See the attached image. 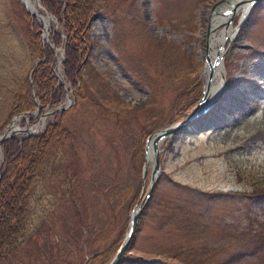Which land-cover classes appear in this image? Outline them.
<instances>
[{
	"label": "rangeland",
	"instance_id": "374dc122",
	"mask_svg": "<svg viewBox=\"0 0 264 264\" xmlns=\"http://www.w3.org/2000/svg\"><path fill=\"white\" fill-rule=\"evenodd\" d=\"M22 1L0 0V118L9 119L7 127H38L12 136L21 139L41 135L54 114L68 113L63 143L29 200L27 230L2 264H80L91 254H97L94 264H108L150 183L142 168L133 172L132 156L139 146L146 152L151 135L185 122L198 107L184 120L171 113L179 94L198 84L202 92L208 83L211 15L227 0H107L89 27L82 100L64 77V46L51 42V31L63 36V28L38 0L42 14L52 16L41 46L52 45V72L66 92L57 106L11 116L20 83L46 61L45 54L30 56ZM236 14L228 19L235 31L221 53L227 73L219 95L199 118L158 141L156 204L144 207L121 264H264V241L255 254L232 255L237 233L264 237V202L251 195L264 190V0ZM70 101L68 110L47 115ZM78 181L81 195L73 197ZM108 222L112 227L105 229Z\"/></svg>",
	"mask_w": 264,
	"mask_h": 264
},
{
	"label": "trees",
	"instance_id": "16d2710c",
	"mask_svg": "<svg viewBox=\"0 0 264 264\" xmlns=\"http://www.w3.org/2000/svg\"><path fill=\"white\" fill-rule=\"evenodd\" d=\"M40 3L63 28V36L59 31H51V42L55 48H58L59 45L64 46V56L66 57V60L62 64L64 67V77L70 85L77 89L75 93L76 97L82 100L81 90L85 80H83L82 70L85 67L86 60L90 56L89 50L92 48L88 39L90 37V34H88L89 27H91L92 19H95L104 12L108 2L107 0H40ZM21 12L25 18L28 36L30 37L28 48L31 58L36 60L39 57L43 58V54H45L44 58H46V61L40 62L36 71L32 72L31 77L29 78L28 75L20 83L18 92L15 93L11 101L13 102L10 110L12 112L11 116L15 113L30 114V112L35 111L37 108H40L41 111L44 107L57 106L63 100L62 98L66 92L64 85L59 83L52 72V65L56 61L52 49L49 46H45V48L41 46L43 28L37 22V18L31 16L26 8L22 9ZM199 85L193 88L188 86L189 88L182 92V94H187L181 97H179V94V98L177 97L175 103L176 106L171 110L172 115L179 114L183 120L188 117L187 111H192L199 104V99L202 96ZM2 110L4 109L2 108ZM66 113L68 112L64 111L60 114H54V122L41 135L34 134L22 137L21 139L10 137V139L2 143L4 158L0 173V264L4 262V259L9 254L15 253V249L18 247L17 243L27 230L31 210L29 200L32 198L37 182L42 178L41 173L43 172V168L46 167L47 161L58 153L59 147L63 143L66 130L61 125L66 121L64 116ZM26 118L27 116L22 118V120L26 122ZM8 120L0 118V130L8 126ZM138 148V153H134L132 156V159L135 161L132 169L134 173H140L139 167L142 168V163L145 162V151L142 146ZM80 184L76 183V187L73 188V197L74 195L75 197L81 195ZM256 189L259 190H256L251 195L264 202V190L259 187ZM138 190V193H140L139 188ZM127 191L129 192V190ZM138 193L133 194V196L137 195L138 197ZM156 194L155 189L151 195L147 209L150 210L153 204H156ZM163 205H165L163 208H171L166 203ZM118 206L117 204L112 207L116 209ZM111 225L108 222L105 229H110ZM78 227V230L84 234L83 227L81 225H78ZM189 227L194 228L196 224H189ZM191 233L193 232L191 231ZM232 239H234L233 247L236 249L232 255L236 257L242 256V253L255 254L259 251L264 241L262 235H252L250 233H237ZM114 241H111V246ZM117 246L114 251L115 253L120 248L119 244ZM96 257L97 254H91L90 257L85 258L80 264H94L91 260ZM128 264L151 263L129 261Z\"/></svg>",
	"mask_w": 264,
	"mask_h": 264
},
{
	"label": "water",
	"instance_id": "95a60500",
	"mask_svg": "<svg viewBox=\"0 0 264 264\" xmlns=\"http://www.w3.org/2000/svg\"><path fill=\"white\" fill-rule=\"evenodd\" d=\"M22 1V0H21ZM38 1V0H36ZM258 0H247L245 5H247V8L250 9L251 6H253L254 3H256ZM39 3V1H38ZM22 4L24 7H26V10L29 12L27 6L24 4V2L22 1ZM247 11V10H246ZM30 13V12H29ZM47 13V11H46ZM32 15V14H31ZM49 15V14H48ZM34 16V15H32ZM51 16V15H49ZM37 18V16H34ZM52 17V16H51ZM38 19V18H37ZM40 23V22H39ZM41 25V23H40ZM43 27V31H42V37H43V40H42V46L43 45V41L44 40H48V36L47 34L50 33L49 29H47V33H46V29H45V26L41 25ZM49 32V33H48ZM208 33H207V38H208ZM47 44L50 45V47H52V45L48 42ZM64 48H62L61 50V55L63 57V60H65V57H64ZM206 54H205V60L206 62L210 63L209 66H210V71H211V74L210 76H208V80H212L213 81V73H215V70H212V63L211 61L209 60V50L208 48L206 47ZM224 60L222 58V55H220L216 61V64L220 63V61ZM40 60H38L39 62ZM38 62H36L35 64V67L37 66ZM206 73V72H205ZM32 75V72H30V76ZM205 78V81H206V77L204 76ZM206 84V83H205ZM205 89L206 87L204 88L203 86V95L200 97L199 99V105L198 107L195 108V110L191 113V115L189 116V118L187 120H185V122H182L180 124H176V125H170L168 126L167 128L165 129H160L158 130V132L154 133L153 135L150 136V139L148 140L147 144H146V152H144V158H145V162L143 164V173H142V177L143 179L147 176V174L149 173V179H150V183H148V187H147V194H145L144 198L142 199V202H140V204L138 205L137 209L135 210V212L133 211L132 215L130 216V227H128L127 231H126V236L123 238L122 242H121V246L120 248H118L117 252L114 254V257L111 258L110 262L108 264H120L121 261H122V258H124V254L125 252L127 251V249L130 247V242H131V239L132 237L135 235V231H136V227L139 225V219L143 213V209L144 207H146V205L149 203V200L151 198V195L152 193H154L155 191V187L157 185V183L159 182V177H160V172H162V168H161V164H160V161H161V158L159 157L160 155V152L162 151L161 149H159L158 147V141L163 137H169L170 134H174L181 126H187L189 125V123H191L193 120H195L196 118H199L201 116V113L200 112H205L206 110H208L209 108H206L205 110L201 108V106L203 105V102H204V96L206 95L205 93ZM67 98H69V96L67 95ZM72 102L70 101V103L67 105V106H64L62 108H57L56 110L54 111H51V113L47 114V115H51L52 113H55V112H58V111H62L64 109H67L69 108L70 104ZM22 115V114H20ZM17 116V117H20ZM12 125H10L11 127ZM28 126V125H27ZM10 127H6L5 130H3V132L1 133V136H0V146L2 147V143L3 141L9 139L10 137L13 136L14 133H16L17 131H20V130H24L26 131L27 129L24 127H17V131H11L10 130ZM150 140H152V150H149V142ZM149 162H151V166H150V169L151 171L149 172V169H148V165H149ZM1 170V169H0ZM0 179H1V176H0ZM144 190V189H143Z\"/></svg>",
	"mask_w": 264,
	"mask_h": 264
},
{
	"label": "bare ground",
	"instance_id": "6f19581e",
	"mask_svg": "<svg viewBox=\"0 0 264 264\" xmlns=\"http://www.w3.org/2000/svg\"><path fill=\"white\" fill-rule=\"evenodd\" d=\"M25 2H26V6H27L29 12L32 15L37 16L38 19L40 20V22L43 24V26H45L46 33H47V29H49V31H50V28H51L50 19L51 18L47 15L42 14V9H41L42 7L38 4V2L36 0H24V3ZM245 3H246V0H227L226 5L220 6V7L218 6L217 11L215 10V12H213V14L211 15V25H210L211 32H210V37L208 40V50H209L208 55H209V60L212 63V67H213L212 70H215V73H213V81L208 80V76H210L211 71H210V66H209L210 63H207V65L205 67V71L207 73L208 83H206V85H205V87H206V89H205L206 93L205 94L206 95L204 96V102H203V105L201 106V108L204 110L206 108L210 107L212 104V101H214L216 99V97L219 95L220 87H221L222 83H224V81H225L224 79H225L226 73H227V71L225 70V67H224L223 60L220 61V63L216 64L218 57L220 55H222L221 53L225 52L224 47H225V43L227 42V36L230 35V33L235 31L234 28L231 26V24L226 23V20L228 19L229 14L234 15L239 10L243 11V13L246 12L247 5H245ZM222 10L223 11L227 10V13L221 14L220 11L223 12ZM218 14H221L223 19L221 17H218ZM245 16L246 15H244V17ZM221 25H226L227 28H226V30H224V32L222 34L216 35V33L214 31L218 26H221ZM47 36L49 37V34H47ZM64 53H65V50H64ZM212 105H214V104H212ZM17 127H18V125L15 122L10 127V130L11 131H17ZM37 128H38L37 126L33 127L30 130H29V128H27V131L29 130L31 132L34 129L36 130ZM150 142H151V146H150ZM150 142H149L148 148H149V150H152V148H151L152 147V140H150ZM0 148H1V146H0ZM125 254H126V252H125Z\"/></svg>",
	"mask_w": 264,
	"mask_h": 264
}]
</instances>
